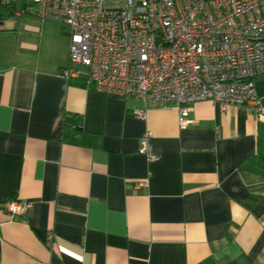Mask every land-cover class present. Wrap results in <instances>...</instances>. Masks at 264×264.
Returning a JSON list of instances; mask_svg holds the SVG:
<instances>
[{
    "label": "crops",
    "instance_id": "obj_1",
    "mask_svg": "<svg viewBox=\"0 0 264 264\" xmlns=\"http://www.w3.org/2000/svg\"><path fill=\"white\" fill-rule=\"evenodd\" d=\"M4 14L0 264H264V115L205 100L184 128L174 102L137 119L140 101L63 76L66 28Z\"/></svg>",
    "mask_w": 264,
    "mask_h": 264
},
{
    "label": "built area",
    "instance_id": "obj_2",
    "mask_svg": "<svg viewBox=\"0 0 264 264\" xmlns=\"http://www.w3.org/2000/svg\"><path fill=\"white\" fill-rule=\"evenodd\" d=\"M1 10L66 28L63 76L83 67L87 87L140 101L137 119H145L148 107L174 102L184 128L192 123L186 106L205 100L264 115L255 94L264 77V0H0ZM150 137L143 135L138 152L158 162ZM27 207L4 204L10 218Z\"/></svg>",
    "mask_w": 264,
    "mask_h": 264
},
{
    "label": "rangeland",
    "instance_id": "obj_3",
    "mask_svg": "<svg viewBox=\"0 0 264 264\" xmlns=\"http://www.w3.org/2000/svg\"><path fill=\"white\" fill-rule=\"evenodd\" d=\"M25 1L29 2V1H31V0H25ZM20 5H21L20 2L16 3V6H17V7L20 6ZM3 13H4V12L2 11V14H3ZM4 15H8V14H4ZM79 71L85 73V69L82 68V67H79Z\"/></svg>",
    "mask_w": 264,
    "mask_h": 264
},
{
    "label": "trees",
    "instance_id": "obj_4",
    "mask_svg": "<svg viewBox=\"0 0 264 264\" xmlns=\"http://www.w3.org/2000/svg\"><path fill=\"white\" fill-rule=\"evenodd\" d=\"M2 11L5 12V10H1L0 11V20H1V17L4 15V13L2 14ZM9 12V11H8ZM11 14V13H10Z\"/></svg>",
    "mask_w": 264,
    "mask_h": 264
}]
</instances>
